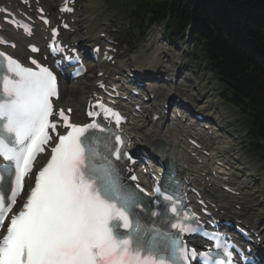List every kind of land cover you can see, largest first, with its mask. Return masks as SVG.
I'll return each instance as SVG.
<instances>
[{"label":"snow or ice","instance_id":"snow-or-ice-1","mask_svg":"<svg viewBox=\"0 0 264 264\" xmlns=\"http://www.w3.org/2000/svg\"><path fill=\"white\" fill-rule=\"evenodd\" d=\"M0 57L7 61L0 88V158L8 162L0 165V264H190L197 257H205L204 264H209L208 253L188 249L155 227L142 226L135 212L138 194L114 178L110 157L124 156L123 147L117 146L125 144L119 135L105 138L102 153L95 132L105 133L104 127L95 121L78 125L64 109L54 111L57 78L49 68L35 59L31 62L38 70L23 67L3 52ZM108 111L118 124L119 114ZM54 116L59 119H51ZM60 127L66 129L64 134ZM54 138L50 159L36 173L22 207L10 215L33 161ZM155 192L173 202L171 212L178 214V198L174 201V195L160 187ZM170 227L195 231L183 223ZM224 255L211 264H232L231 252Z\"/></svg>","mask_w":264,"mask_h":264},{"label":"trees","instance_id":"trees-1","mask_svg":"<svg viewBox=\"0 0 264 264\" xmlns=\"http://www.w3.org/2000/svg\"><path fill=\"white\" fill-rule=\"evenodd\" d=\"M242 1L200 0V6H212L217 19L209 13L205 16L188 11L191 0H120L119 4L128 10L138 30L144 33L146 23L168 19L167 34L171 38L182 37L191 18L198 22L197 41L202 43L193 48L195 59L207 61L208 69L235 94V104H232L250 130L249 138L257 148L254 153L264 156V0H247L244 4ZM229 24L237 28L224 31L221 26ZM230 32L244 43H234V38L232 41L228 36ZM193 33L196 36L195 30ZM247 49L256 50L262 58H251Z\"/></svg>","mask_w":264,"mask_h":264},{"label":"rangeland","instance_id":"rangeland-1","mask_svg":"<svg viewBox=\"0 0 264 264\" xmlns=\"http://www.w3.org/2000/svg\"><path fill=\"white\" fill-rule=\"evenodd\" d=\"M80 2L82 11L86 12L87 16L92 19L89 25L93 28L94 34L100 26V20L97 17L103 12L101 10L103 9V0H80ZM130 26H128V29L123 27L134 41L137 32L132 33ZM182 43L180 42L179 47L175 48L164 38L163 27L152 24L148 28L147 36L142 41L137 42L136 46L132 44L130 53L125 52L122 57L126 64L131 65V69H139L142 66L150 65V61L151 70H174L175 66L179 67V64L180 67L182 65L183 69H186V65H193L194 72L190 71L189 76L193 77L196 82L194 84L183 82L179 91L187 97H192L194 103L205 111L215 113V117L218 119L217 122L223 129L218 134L217 141L223 144L225 148L238 151L245 166L249 169L248 173L254 175L252 182L254 183L255 192L252 196H246L244 201L257 205L254 214L264 217V166L256 158L247 155L242 149L241 142L246 135L245 128L237 119L234 109L227 106L220 98V85H218L217 77L211 71L205 72L204 69L208 67V64L206 62L197 64L188 53L189 47L187 46L183 50ZM91 84L93 83L88 84V87ZM89 90H92V88H89ZM160 92L167 95L164 89H161ZM153 152L155 151L148 148L150 155L153 156ZM252 217L255 218L253 215Z\"/></svg>","mask_w":264,"mask_h":264},{"label":"bare ground","instance_id":"bare-ground-1","mask_svg":"<svg viewBox=\"0 0 264 264\" xmlns=\"http://www.w3.org/2000/svg\"><path fill=\"white\" fill-rule=\"evenodd\" d=\"M49 7V6H48ZM50 8V7H49ZM151 65V61L149 62ZM150 68L147 65L142 72L145 73V70ZM169 77V81L165 82L167 88L164 89L162 86H158L155 89V93L159 96L161 89H164L168 94H173V92H177V90L181 87L179 82H171L172 77L175 76L174 73L167 74ZM167 79V77H165ZM96 80V76L88 75L82 81L77 82L73 87L65 86L63 88V95L61 98V104L71 105L74 107L75 112H80L81 105H84L87 99L88 92H90L89 88L94 87V83ZM93 83L91 85L88 84ZM164 92V91H163ZM152 100L153 107H156V101H159L158 96ZM168 98V97H167ZM147 106V105H146ZM148 108V106H147ZM140 117L135 119L134 125L131 126V131L134 134V140L137 148L142 149L145 152H148V148L154 151V144L158 142L163 143V153L162 157H170L172 159H176L179 163L187 166L189 168V172L192 174L194 172L204 171V166L198 165L194 162L189 156L186 148L189 146L188 142L184 140V130L190 129L199 130L192 124L185 125L177 120H174L173 117H170V120L165 121V117L158 121H153L152 119L147 118V116L139 115ZM177 124V125H176ZM182 124L183 131L179 129V125ZM196 135L202 137L200 132H196ZM189 137V136H188ZM158 155L157 152H153V156ZM209 182H212L211 180ZM211 189H215V197L217 200H221L223 198V194L219 192V188L216 182H212L210 186Z\"/></svg>","mask_w":264,"mask_h":264}]
</instances>
